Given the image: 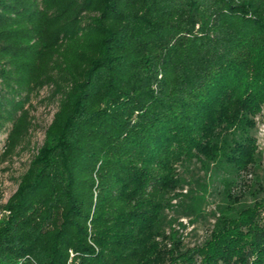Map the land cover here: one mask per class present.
I'll use <instances>...</instances> for the list:
<instances>
[{"label":"trees","instance_id":"1","mask_svg":"<svg viewBox=\"0 0 264 264\" xmlns=\"http://www.w3.org/2000/svg\"><path fill=\"white\" fill-rule=\"evenodd\" d=\"M43 89L56 110L0 205V264H264V201L231 192L258 152L264 0H0V162ZM195 161L227 205L184 248L162 215Z\"/></svg>","mask_w":264,"mask_h":264},{"label":"rangeland","instance_id":"2","mask_svg":"<svg viewBox=\"0 0 264 264\" xmlns=\"http://www.w3.org/2000/svg\"><path fill=\"white\" fill-rule=\"evenodd\" d=\"M47 90L43 89L32 100L31 114L33 127L28 144L17 148L16 152L0 162V205L6 203L9 196L17 189L19 176L26 170L31 159L37 154L43 143L44 131L56 110V102L43 99ZM256 137L257 157L249 171L243 174L231 192L239 195L240 204L248 205L255 201H264V103L252 116ZM5 132H0V152L3 150ZM185 183L178 191L181 196L173 199V206L162 215V227L166 235L179 237L184 248L204 242L209 236L220 209L227 205L224 185L221 178L209 174L195 161L180 168ZM9 211L0 206V226L8 218ZM164 242L169 246L168 240Z\"/></svg>","mask_w":264,"mask_h":264}]
</instances>
